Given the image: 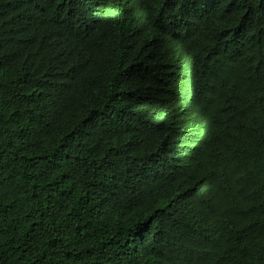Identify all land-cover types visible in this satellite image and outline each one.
Segmentation results:
<instances>
[{"label":"trees","instance_id":"16d2710c","mask_svg":"<svg viewBox=\"0 0 264 264\" xmlns=\"http://www.w3.org/2000/svg\"><path fill=\"white\" fill-rule=\"evenodd\" d=\"M0 264H264V0H0Z\"/></svg>","mask_w":264,"mask_h":264}]
</instances>
